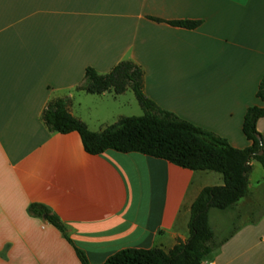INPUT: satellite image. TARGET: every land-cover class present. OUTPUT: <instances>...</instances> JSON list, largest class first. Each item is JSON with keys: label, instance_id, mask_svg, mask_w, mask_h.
<instances>
[{"label": "crops", "instance_id": "crops-1", "mask_svg": "<svg viewBox=\"0 0 264 264\" xmlns=\"http://www.w3.org/2000/svg\"><path fill=\"white\" fill-rule=\"evenodd\" d=\"M180 19L201 24L169 23ZM123 60L142 67L160 107L251 145L242 126L249 106H264V0H0V264H82L75 247L90 264L125 248L169 250L188 240L200 191L224 184L219 172L140 152L91 154L77 131L49 130L48 103L69 98V111L97 131L101 106L87 96L114 93L77 86L87 67L106 73ZM245 200L222 210L234 213L233 230L214 231L228 238L203 264H264V213L244 210ZM32 203L57 215L71 242Z\"/></svg>", "mask_w": 264, "mask_h": 264}, {"label": "trees", "instance_id": "trees-1", "mask_svg": "<svg viewBox=\"0 0 264 264\" xmlns=\"http://www.w3.org/2000/svg\"><path fill=\"white\" fill-rule=\"evenodd\" d=\"M169 23L192 29L201 21L180 19ZM77 89L91 94L112 92L115 95L130 89L143 114L122 116L102 130L93 131L69 111V98H57L48 103L42 115L50 131H77L85 150L91 154H101L108 149L140 152L188 169L219 172L224 178L222 185L204 187L193 202L186 242H179L169 250L159 247L125 248L111 255L104 264H203L208 255L228 238L221 241L215 238L210 223L211 209H230L249 195L252 160L259 161L264 169V134L257 130V121L264 117V106L247 108L242 129L251 145L237 148L228 139L180 118L148 97L144 90V71L132 60L120 61L106 73L87 67ZM257 97L264 102V77ZM29 210L37 216L47 215L49 222L71 242L64 223L45 205L32 203ZM75 249L82 264H90L85 252L78 247Z\"/></svg>", "mask_w": 264, "mask_h": 264}, {"label": "rangeland", "instance_id": "rangeland-1", "mask_svg": "<svg viewBox=\"0 0 264 264\" xmlns=\"http://www.w3.org/2000/svg\"><path fill=\"white\" fill-rule=\"evenodd\" d=\"M86 92V91H85ZM88 95V94H87ZM87 96L92 97L88 99H95L100 103V111L96 110V118L91 121L92 126L98 131L107 125L116 122L122 116L142 115L143 110L140 107L132 90L128 89L125 94L117 96ZM117 97V100H116ZM88 103V101H86ZM99 118V120L97 119ZM257 161V160H256ZM264 169L261 163H257L256 169L250 175V182L252 190L246 197L245 202L242 204L244 210H248L253 204L258 206L264 213V183L263 176ZM234 213L226 212L219 209H214L211 214V227L213 231L217 232L218 236H223L232 232ZM242 221L237 224L238 228L241 226ZM220 238V237H218ZM217 250V248L215 249ZM216 251H212L206 259L214 257Z\"/></svg>", "mask_w": 264, "mask_h": 264}, {"label": "water", "instance_id": "water-1", "mask_svg": "<svg viewBox=\"0 0 264 264\" xmlns=\"http://www.w3.org/2000/svg\"><path fill=\"white\" fill-rule=\"evenodd\" d=\"M259 138H261L260 136H259ZM263 151H261V153H262ZM45 217H47V215H45Z\"/></svg>", "mask_w": 264, "mask_h": 264}, {"label": "built area", "instance_id": "built-area-1", "mask_svg": "<svg viewBox=\"0 0 264 264\" xmlns=\"http://www.w3.org/2000/svg\"><path fill=\"white\" fill-rule=\"evenodd\" d=\"M209 264H215V263H209Z\"/></svg>", "mask_w": 264, "mask_h": 264}]
</instances>
